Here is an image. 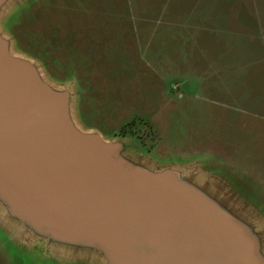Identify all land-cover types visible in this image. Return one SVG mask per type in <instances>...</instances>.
<instances>
[{
    "label": "rangeland",
    "instance_id": "374dc122",
    "mask_svg": "<svg viewBox=\"0 0 264 264\" xmlns=\"http://www.w3.org/2000/svg\"><path fill=\"white\" fill-rule=\"evenodd\" d=\"M141 2L0 0V37L12 58L31 65L62 98L74 129L114 145L139 171L166 174V183L171 174L174 197L159 193L175 221L205 235L216 230L212 216H220L252 243L248 263L264 264V117L244 102L249 67L240 66L237 80L201 79L192 70L199 43L189 46L181 30H151ZM136 23L146 29L136 31ZM236 86L239 98L220 93ZM117 189L120 202L133 201L128 186ZM200 209L211 220L198 219ZM1 216L0 264L115 263L97 241L94 255L54 259L68 241L19 221L11 208L10 226Z\"/></svg>",
    "mask_w": 264,
    "mask_h": 264
},
{
    "label": "water",
    "instance_id": "95a60500",
    "mask_svg": "<svg viewBox=\"0 0 264 264\" xmlns=\"http://www.w3.org/2000/svg\"><path fill=\"white\" fill-rule=\"evenodd\" d=\"M118 174L135 180L132 187ZM168 176L166 183V174L139 171L117 156L114 145L74 129L62 98L41 82L31 65L12 58L0 37V196L11 202L14 216L64 241H97L114 259L111 264H154L153 253L136 235L146 231L132 205L145 206L151 225L149 205L169 209V199L160 198L159 190L174 197L173 177ZM162 177L165 181L159 183ZM123 185L134 196L130 204L119 200L117 187ZM198 216L211 220L201 209ZM212 217L216 230L206 229L205 236L220 248V236L226 237L237 257L236 262L228 255L226 264H249L252 243L243 242L222 217ZM198 244L188 239L181 246L199 252ZM169 264L205 263L183 255Z\"/></svg>",
    "mask_w": 264,
    "mask_h": 264
},
{
    "label": "crops",
    "instance_id": "0c3cea01",
    "mask_svg": "<svg viewBox=\"0 0 264 264\" xmlns=\"http://www.w3.org/2000/svg\"><path fill=\"white\" fill-rule=\"evenodd\" d=\"M146 0L140 3V14L150 15L151 30H181L190 41L189 46L200 50L194 59L193 72L201 79L237 80L236 71L249 67L247 79L246 103L252 115L264 117V0ZM146 25L136 23L135 30L146 29ZM217 50L214 52L212 48ZM212 52V53H211ZM191 63L189 62L188 68ZM195 65H198L196 70ZM191 69V68H190ZM253 71V72H252ZM252 76H250L251 74ZM248 77H253V84ZM222 88L225 96L236 95L240 89ZM263 112V113H262ZM2 223L10 226V203L0 198ZM13 223V222H12ZM68 247L55 253L54 259L61 255L71 259L83 254H96L95 245L83 242H68ZM91 249V253H89ZM99 252V251H98ZM110 264V263H109Z\"/></svg>",
    "mask_w": 264,
    "mask_h": 264
},
{
    "label": "flooded vegetation",
    "instance_id": "af4514ba",
    "mask_svg": "<svg viewBox=\"0 0 264 264\" xmlns=\"http://www.w3.org/2000/svg\"><path fill=\"white\" fill-rule=\"evenodd\" d=\"M132 209L145 227L143 232L146 231L144 233L136 232V235L145 241L144 246L150 253H153L154 264H169L183 255L201 260L205 264H226L228 255L237 262L233 245L226 237L220 236L222 244V248H220L215 243L216 241L206 237L200 231H195L192 225L180 219L175 221L176 215H173L169 209H160L155 205H149L151 225H148L146 220L145 206L132 205ZM181 217L184 219L183 216ZM128 218L132 219L131 216ZM136 223L140 222L136 220ZM188 239L199 242L197 247L199 252H196L193 247L181 246V243ZM136 264L141 263L136 261Z\"/></svg>",
    "mask_w": 264,
    "mask_h": 264
},
{
    "label": "bare ground",
    "instance_id": "6f19581e",
    "mask_svg": "<svg viewBox=\"0 0 264 264\" xmlns=\"http://www.w3.org/2000/svg\"><path fill=\"white\" fill-rule=\"evenodd\" d=\"M15 218L16 219H19V221L21 220V218H19V217H17V216H15ZM22 222H26V221H24L23 219L21 220ZM27 223V222H26Z\"/></svg>",
    "mask_w": 264,
    "mask_h": 264
}]
</instances>
